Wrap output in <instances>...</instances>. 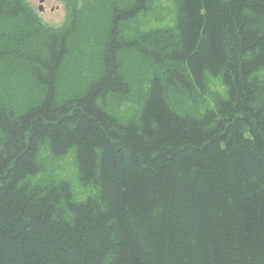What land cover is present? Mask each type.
<instances>
[{
	"label": "trees",
	"instance_id": "16d2710c",
	"mask_svg": "<svg viewBox=\"0 0 264 264\" xmlns=\"http://www.w3.org/2000/svg\"><path fill=\"white\" fill-rule=\"evenodd\" d=\"M65 2L0 0V264H264V0Z\"/></svg>",
	"mask_w": 264,
	"mask_h": 264
},
{
	"label": "rangeland",
	"instance_id": "374dc122",
	"mask_svg": "<svg viewBox=\"0 0 264 264\" xmlns=\"http://www.w3.org/2000/svg\"><path fill=\"white\" fill-rule=\"evenodd\" d=\"M25 1L32 9V12H35L38 15L39 19L42 22L41 24L49 27H60L64 24L63 22H65L66 19V10H65L66 0H25ZM39 8H42V10H39ZM97 19L98 17H96V20ZM71 64H73L72 61L69 62V65ZM62 79H65L64 76L62 77ZM63 83H65V81ZM74 83L78 84V82L76 81H74ZM48 169L49 167L46 166L45 170ZM44 175L45 176L42 179L48 181L49 176L46 174ZM39 179L41 180V177Z\"/></svg>",
	"mask_w": 264,
	"mask_h": 264
},
{
	"label": "flooded vegetation",
	"instance_id": "af4514ba",
	"mask_svg": "<svg viewBox=\"0 0 264 264\" xmlns=\"http://www.w3.org/2000/svg\"><path fill=\"white\" fill-rule=\"evenodd\" d=\"M40 10H42V8H40Z\"/></svg>",
	"mask_w": 264,
	"mask_h": 264
},
{
	"label": "bare ground",
	"instance_id": "6f19581e",
	"mask_svg": "<svg viewBox=\"0 0 264 264\" xmlns=\"http://www.w3.org/2000/svg\"><path fill=\"white\" fill-rule=\"evenodd\" d=\"M39 10H40V8H39Z\"/></svg>",
	"mask_w": 264,
	"mask_h": 264
}]
</instances>
